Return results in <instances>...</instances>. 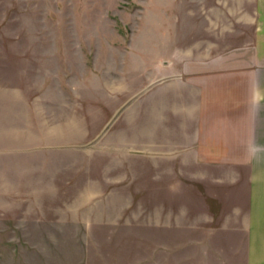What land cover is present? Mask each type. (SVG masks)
Wrapping results in <instances>:
<instances>
[{
	"label": "rangeland",
	"instance_id": "obj_1",
	"mask_svg": "<svg viewBox=\"0 0 264 264\" xmlns=\"http://www.w3.org/2000/svg\"><path fill=\"white\" fill-rule=\"evenodd\" d=\"M252 3L0 0V85L43 100L68 135L48 156L53 170L39 163L0 195V264L223 262L190 227L188 196L145 185L142 96L175 51L206 38L232 46L223 29Z\"/></svg>",
	"mask_w": 264,
	"mask_h": 264
},
{
	"label": "crops",
	"instance_id": "obj_2",
	"mask_svg": "<svg viewBox=\"0 0 264 264\" xmlns=\"http://www.w3.org/2000/svg\"><path fill=\"white\" fill-rule=\"evenodd\" d=\"M242 10L223 29L232 46L206 38L158 67L142 96L143 179L158 195L190 198V227L223 251L221 264H264V0L249 17ZM40 101L0 85V195L39 163L53 170L48 156L68 138Z\"/></svg>",
	"mask_w": 264,
	"mask_h": 264
}]
</instances>
